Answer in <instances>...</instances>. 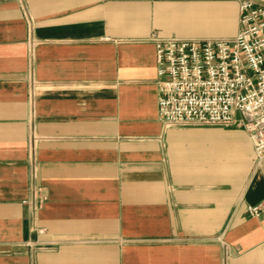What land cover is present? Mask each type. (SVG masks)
I'll list each match as a JSON object with an SVG mask.
<instances>
[{
  "label": "crops",
  "instance_id": "obj_1",
  "mask_svg": "<svg viewBox=\"0 0 264 264\" xmlns=\"http://www.w3.org/2000/svg\"><path fill=\"white\" fill-rule=\"evenodd\" d=\"M239 18L240 0H0V264H264L249 132L159 119L153 36Z\"/></svg>",
  "mask_w": 264,
  "mask_h": 264
},
{
  "label": "built area",
  "instance_id": "obj_2",
  "mask_svg": "<svg viewBox=\"0 0 264 264\" xmlns=\"http://www.w3.org/2000/svg\"><path fill=\"white\" fill-rule=\"evenodd\" d=\"M239 22L231 38L153 36L159 119L165 126H243L258 164H264V4L240 0ZM31 194L24 202L35 211L47 194L39 185ZM247 211L259 217L264 203L248 205Z\"/></svg>",
  "mask_w": 264,
  "mask_h": 264
}]
</instances>
